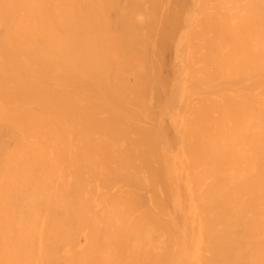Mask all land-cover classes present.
<instances>
[{
    "label": "bare ground",
    "instance_id": "6f19581e",
    "mask_svg": "<svg viewBox=\"0 0 264 264\" xmlns=\"http://www.w3.org/2000/svg\"><path fill=\"white\" fill-rule=\"evenodd\" d=\"M0 264H264V0H0Z\"/></svg>",
    "mask_w": 264,
    "mask_h": 264
}]
</instances>
